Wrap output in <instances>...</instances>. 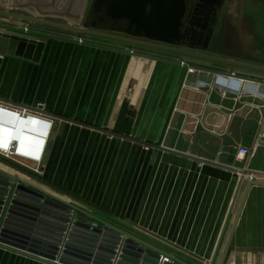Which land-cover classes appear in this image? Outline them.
<instances>
[{
  "label": "crops",
  "instance_id": "0c3cea01",
  "mask_svg": "<svg viewBox=\"0 0 264 264\" xmlns=\"http://www.w3.org/2000/svg\"><path fill=\"white\" fill-rule=\"evenodd\" d=\"M39 1L44 9L61 12L68 0ZM113 1L114 6L107 2L101 8L114 13L109 25L117 26L121 18L124 27L149 34L154 1ZM243 10V16L230 10L224 38L246 47L245 54L227 50L257 60L264 56V0H249ZM83 39L117 50L57 39L27 42L23 49L21 40L0 35V98L16 105L44 103L54 118L53 126L32 119L44 126L27 124L25 131L36 136L24 140L18 118L0 112V150L16 145L12 158L0 156V167L162 249L168 258L211 263L241 171L247 169L245 178L264 177L259 109L264 81L190 65L260 79L264 73L113 39ZM238 101L243 106L234 110ZM200 122L205 131L196 132ZM224 132L237 148L223 146L218 135ZM241 147L251 150L242 161L237 158ZM21 167L39 168L49 181L29 180ZM87 233L80 232V246L90 243ZM103 258L78 252L71 257L76 264H102ZM0 264L49 263L0 247ZM225 264H264V186L251 187Z\"/></svg>",
  "mask_w": 264,
  "mask_h": 264
},
{
  "label": "water",
  "instance_id": "95a60500",
  "mask_svg": "<svg viewBox=\"0 0 264 264\" xmlns=\"http://www.w3.org/2000/svg\"><path fill=\"white\" fill-rule=\"evenodd\" d=\"M151 1H154L155 8L152 13L153 18L149 21L151 22L149 23V34L135 31L139 28L137 26H132L131 29L124 27L121 18L117 26L109 25L114 13L103 12L101 8L104 3H109L110 7L114 6L113 0H83L79 6H77V0H68L67 3L65 2L66 4L64 3V11L61 12L44 9L39 0L25 1L22 4L13 3L12 0H0V17L173 52L197 60L218 63L221 66L238 67L264 73V56L256 60L245 55H232L227 50V48L230 50L233 48L236 52L245 54L242 49H246L240 43L235 44L233 41L230 43V40L224 38V34L227 35L225 33L227 22L221 19V15L228 2L235 0H199L201 11L198 13L199 17L194 16L196 22H190L187 12L188 0ZM237 1L242 4L243 8L247 6L249 0ZM74 2V6H71V3ZM253 5L256 6V3L253 2ZM140 28L145 29V27ZM0 35L21 40L23 49L26 48L25 43L27 42L33 46L36 42L48 39L97 46L72 37L56 35L36 28L26 29L4 22H0ZM97 47L117 50L107 46ZM129 53L140 57L146 56L134 51ZM190 66L219 75L264 81V79L239 75L226 69L195 64ZM242 106L238 101L234 110H238ZM259 109L264 118V106H260ZM201 118L198 117V119ZM199 131H205L201 122L196 129V132ZM23 136L26 140L34 138L33 136L36 134L27 131L23 133ZM218 137L222 139L223 146L236 148L239 146L227 132L219 134ZM19 171L35 181H42L20 169ZM246 173L247 169L241 171L242 178L239 181L227 222L222 231L221 241L225 236V242L222 245L220 241L209 264H225L250 189L252 186H264V177L249 176L245 178ZM74 200L79 202L77 199ZM237 202L239 203L236 207ZM233 215L234 217H232ZM88 219L98 221L100 226H95ZM230 222L231 227L228 230ZM126 226L134 229L131 225L126 224ZM83 228L89 230L87 234L90 236L88 237L90 243H87V247L80 246L78 243L81 242L80 232ZM0 247L49 264H76L71 259L76 255V252L86 254L88 257H92L95 253H101L105 258L102 259V264H188L172 254L170 261H165L167 253L162 249L99 219L76 204L2 167H0ZM174 251L184 254L176 248ZM219 251H221L220 259L215 263Z\"/></svg>",
  "mask_w": 264,
  "mask_h": 264
},
{
  "label": "built area",
  "instance_id": "2783aa9c",
  "mask_svg": "<svg viewBox=\"0 0 264 264\" xmlns=\"http://www.w3.org/2000/svg\"><path fill=\"white\" fill-rule=\"evenodd\" d=\"M0 22L4 23H11L26 29H39L42 31L50 32L56 35H63L68 37H75L76 33H71L62 29H57L53 27H47V26H41V25H33L29 23H25L19 20H13L6 17H0ZM78 35V34H77ZM80 41H85L83 38H79ZM0 112L8 115H14L18 118V122L21 123V121L31 124L30 120L32 119H40V120H46L50 122V125L54 123V118L50 116L47 113L46 107L44 103H38L34 106H26V105H16L13 103L5 102L4 100L0 99ZM27 132V131H25ZM15 144L12 142L10 148L5 150H0V154L4 155L6 158H11L12 155L15 153ZM249 150L246 147H241L239 149V152L237 154V158L239 160H244L245 157L249 154ZM165 261H170V258L165 257Z\"/></svg>",
  "mask_w": 264,
  "mask_h": 264
},
{
  "label": "flooded vegetation",
  "instance_id": "af4514ba",
  "mask_svg": "<svg viewBox=\"0 0 264 264\" xmlns=\"http://www.w3.org/2000/svg\"><path fill=\"white\" fill-rule=\"evenodd\" d=\"M189 2L187 3V12L189 13V19L190 22H196V17L198 16V13L201 11L200 10V5H199V0H188ZM202 4V3H201ZM194 5V6H192ZM246 7V6H245ZM242 8V4L240 2H238L237 0L233 1V2H228L226 8H224V13L221 15V19L225 20V22H228L229 18H231V13L230 10L233 8L235 9V12L238 13V16H243V9ZM258 10H262L263 7H260L256 4V6ZM196 15V17L194 18V16ZM225 33H227V31H225ZM225 35V34H224Z\"/></svg>",
  "mask_w": 264,
  "mask_h": 264
},
{
  "label": "rangeland",
  "instance_id": "374dc122",
  "mask_svg": "<svg viewBox=\"0 0 264 264\" xmlns=\"http://www.w3.org/2000/svg\"><path fill=\"white\" fill-rule=\"evenodd\" d=\"M85 35L84 34H76V37H78V38H83ZM30 123H32V124H34V125H36V126H41V127H43L44 126V124H42V123H40V122H38V121H31L30 120ZM54 124V123H53ZM53 124H52V126H53ZM1 153V152H0ZM0 156H2V157H5L4 155H2V154H0ZM19 156H21L22 157V154L21 155H19ZM6 158V157H5ZM11 158H12V156H11ZM14 163V162H13ZM22 163V162H21ZM24 163V162H23ZM24 164H26V166L27 167H31V168H35V167H33V165H31V164H29V163H24ZM18 165V164H17ZM16 165V166H17ZM27 167H21V169H22V171L24 170V172H26V173H28V174H31V175H33V176H35V177H37V178H40L42 181H49L48 179H46V178H44L42 175H41V169H39V168H37L36 169V171H32V170H30L29 168H27ZM24 168V169H23ZM29 180H32V181H34L33 179H31L30 177H27Z\"/></svg>",
  "mask_w": 264,
  "mask_h": 264
},
{
  "label": "bare ground",
  "instance_id": "6f19581e",
  "mask_svg": "<svg viewBox=\"0 0 264 264\" xmlns=\"http://www.w3.org/2000/svg\"><path fill=\"white\" fill-rule=\"evenodd\" d=\"M20 124L23 125V126H22V132H24L25 129H26V127H27V123H25V122H23V121H21V123L18 122V126H19ZM18 126H17V128H19Z\"/></svg>",
  "mask_w": 264,
  "mask_h": 264
}]
</instances>
